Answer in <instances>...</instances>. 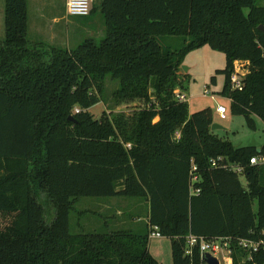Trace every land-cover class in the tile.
<instances>
[{"label": "trees", "instance_id": "16d2710c", "mask_svg": "<svg viewBox=\"0 0 264 264\" xmlns=\"http://www.w3.org/2000/svg\"><path fill=\"white\" fill-rule=\"evenodd\" d=\"M258 1L101 0L90 16L102 15L105 37L64 49L32 42L28 0H5L0 264H161L149 251L155 226L172 241L173 264H201L199 248L185 255L189 235L229 239L232 264H264L263 247L250 254L240 246L264 243V163L250 162L264 157V145L258 151L219 138L211 108L190 115L175 95L185 88L186 55L208 45L226 56L218 73L231 113L253 129L254 117L264 121ZM239 61L249 71L242 90L231 83ZM108 77L118 83L113 101L132 106L131 114L90 112L104 102ZM85 197L143 199L148 227L106 221L101 231L72 232L71 214Z\"/></svg>", "mask_w": 264, "mask_h": 264}, {"label": "rangeland", "instance_id": "374dc122", "mask_svg": "<svg viewBox=\"0 0 264 264\" xmlns=\"http://www.w3.org/2000/svg\"><path fill=\"white\" fill-rule=\"evenodd\" d=\"M257 5L264 7V0H259ZM4 6L5 0H3V9ZM28 9L29 38L32 42H46L64 49H74L87 38H95L101 41L106 35L104 19L100 13L86 18L68 16L67 0H28ZM41 14L44 15L42 22L39 20V15ZM1 27L0 21V39H4L5 26L3 29ZM3 30L4 33L2 32ZM170 42L173 43L171 39L168 40V43ZM174 42V45H181L179 39ZM225 68V54L221 51L213 50L208 45L197 48L186 55L180 73L182 76L185 73L188 75L184 81L185 88L182 93L187 97L185 102L189 105V114L192 115L195 112L211 108L214 113V124L221 127L220 129L212 130V133L236 147L253 146L260 149L264 145V121L254 117L256 128L253 129L249 126L244 116L231 113V101L222 94L225 76L218 73L219 70H224ZM235 73L241 74L242 77L247 76L249 73L248 63L244 61L236 62ZM106 85L104 102L91 108L90 112L96 118H100L104 112H107L106 114L110 116L116 113L131 114L132 106H117L113 101L112 94L118 87V83L108 77ZM206 90L209 94L205 93ZM218 105L226 108V120H222L217 114ZM155 121H158V118ZM240 180L246 187L247 181L245 177L241 176ZM107 199L110 198H81L75 205V211L71 214L72 232L80 230L101 231L99 227L104 226L106 221H109L107 218H110L113 213L118 211L121 213L119 217L124 223L133 226L135 222L139 229L136 231L144 232L147 216L143 199L117 197L108 204L103 203ZM137 202H140V209L135 207ZM116 208L117 210H115ZM254 208L257 209L256 202ZM106 210L111 212H106ZM139 218L141 220H138ZM46 220L48 223L53 220L52 207L47 208ZM120 223L122 222L119 221ZM171 246L172 241L167 237L153 238L150 240L149 251L151 256L159 263L173 264ZM217 256L222 264H227L225 252L221 251Z\"/></svg>", "mask_w": 264, "mask_h": 264}, {"label": "built area", "instance_id": "2783aa9c", "mask_svg": "<svg viewBox=\"0 0 264 264\" xmlns=\"http://www.w3.org/2000/svg\"><path fill=\"white\" fill-rule=\"evenodd\" d=\"M99 1L101 0H67V14L68 16L77 18L89 17L94 4ZM231 83L233 89L242 90L243 77L241 76V74L234 72L231 78ZM205 93L209 94L207 90L205 91ZM175 95L176 98L181 102H185L187 100V97L183 95L179 90L175 92ZM76 112H79V110H76ZM216 112L222 120L227 119V110L224 106L218 105ZM126 147L128 149H131L132 145L127 144ZM250 162L251 165L264 163V157L260 159L256 157L252 158ZM213 165L216 166V163L214 162ZM195 181H197L196 177ZM199 192L200 190H197V193ZM162 237L163 235L161 234L157 226L150 228V239ZM240 246L243 249L247 250L250 254H252L258 252L262 247L264 248V243L242 240L240 242ZM196 248H199L200 251L201 264H209L207 261V254H211L212 256L216 257L219 260L220 264H222L219 257L217 256L221 251L225 252V260L227 261V264H232V250L230 248L229 239L206 240L204 238H198L196 236L189 235L187 238L185 255L188 257H192Z\"/></svg>", "mask_w": 264, "mask_h": 264}, {"label": "crops", "instance_id": "0c3cea01", "mask_svg": "<svg viewBox=\"0 0 264 264\" xmlns=\"http://www.w3.org/2000/svg\"><path fill=\"white\" fill-rule=\"evenodd\" d=\"M0 6H1V8H0V21H1V24H2V29H3V27H4V21H5V6H4V9H3V0H0ZM43 17H44V15L43 14H41V15H39V20H40V22H42V19H43ZM3 33H4V30L2 31ZM181 74V73H180ZM185 75H187V73H185L184 74V76ZM182 92V91H181ZM183 94V93H182ZM115 198H117V197H114V198H110V199H107V200H104L103 201V203H106V204H108L109 202H111L112 200H114ZM145 201V200H144ZM145 205H146V207H145V213H146V225L144 226V230H146V228L148 227V223H149V205H148V203L145 201ZM135 207H136V209H140L139 207H140V202H137V204L135 205ZM108 208V207H107ZM109 209V208H108ZM111 210H113V209H111ZM115 210H117V208L115 209ZM106 212H111V211H108V210H106ZM114 212H116V211H114ZM120 212L118 211V212H116V213H113L112 215H111V217L110 218H107V220H109V221H107L108 222V225L111 227V228H120V227H122V228H124V229H129V230H133V231H136V230H139L138 229V226H137V224L134 222L133 223V226L131 225V226H129L127 223H124V221H122L121 220V218L119 217L120 216ZM138 220H141V218H139ZM119 221H121L122 223H120L119 224ZM114 224V225H113ZM120 225V226H119ZM100 229H103L104 228V226H102V227H99ZM99 228H97V229H99ZM151 240V239H150Z\"/></svg>", "mask_w": 264, "mask_h": 264}, {"label": "water", "instance_id": "95a60500", "mask_svg": "<svg viewBox=\"0 0 264 264\" xmlns=\"http://www.w3.org/2000/svg\"><path fill=\"white\" fill-rule=\"evenodd\" d=\"M259 28H260V30H262L264 32V26H260ZM185 69L187 70V68H185ZM71 119L74 120L73 118H71ZM220 128L221 127L219 125H216V124H214L212 126V130L220 129ZM258 151H260V149ZM207 261L209 264H220L219 260L216 257L212 256L211 254H207Z\"/></svg>", "mask_w": 264, "mask_h": 264}]
</instances>
